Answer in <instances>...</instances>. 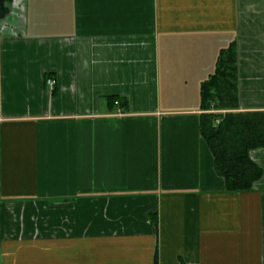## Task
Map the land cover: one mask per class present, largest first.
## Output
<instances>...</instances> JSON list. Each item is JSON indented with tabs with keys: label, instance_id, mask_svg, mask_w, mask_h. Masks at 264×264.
<instances>
[{
	"label": "crops",
	"instance_id": "obj_1",
	"mask_svg": "<svg viewBox=\"0 0 264 264\" xmlns=\"http://www.w3.org/2000/svg\"><path fill=\"white\" fill-rule=\"evenodd\" d=\"M2 8L0 264H264V145L228 191L200 131L230 42L239 110L264 112V0Z\"/></svg>",
	"mask_w": 264,
	"mask_h": 264
},
{
	"label": "trees",
	"instance_id": "obj_2",
	"mask_svg": "<svg viewBox=\"0 0 264 264\" xmlns=\"http://www.w3.org/2000/svg\"><path fill=\"white\" fill-rule=\"evenodd\" d=\"M0 0V8L3 3ZM200 131L213 155L216 172L228 191L252 188L262 175L249 151L264 145V112L239 110L237 50L234 42L222 47L213 71L200 82ZM156 223V216L152 215Z\"/></svg>",
	"mask_w": 264,
	"mask_h": 264
},
{
	"label": "built area",
	"instance_id": "obj_3",
	"mask_svg": "<svg viewBox=\"0 0 264 264\" xmlns=\"http://www.w3.org/2000/svg\"><path fill=\"white\" fill-rule=\"evenodd\" d=\"M54 82H55V80H54V78H48L47 79V83H48V85L52 88L53 86H54Z\"/></svg>",
	"mask_w": 264,
	"mask_h": 264
}]
</instances>
